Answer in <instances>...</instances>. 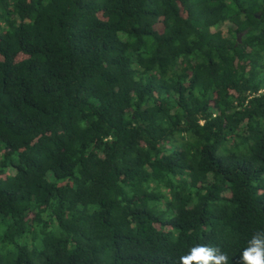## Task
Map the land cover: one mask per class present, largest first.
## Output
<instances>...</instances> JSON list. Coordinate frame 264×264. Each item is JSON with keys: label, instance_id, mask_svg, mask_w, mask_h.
Returning a JSON list of instances; mask_svg holds the SVG:
<instances>
[{"label": "trees", "instance_id": "trees-1", "mask_svg": "<svg viewBox=\"0 0 264 264\" xmlns=\"http://www.w3.org/2000/svg\"><path fill=\"white\" fill-rule=\"evenodd\" d=\"M7 220L0 264L199 244L241 264L264 230V0H0Z\"/></svg>", "mask_w": 264, "mask_h": 264}, {"label": "clouds", "instance_id": "clouds-1", "mask_svg": "<svg viewBox=\"0 0 264 264\" xmlns=\"http://www.w3.org/2000/svg\"><path fill=\"white\" fill-rule=\"evenodd\" d=\"M240 260L241 264H264V230L257 231L247 241ZM178 264H229V255L219 247L199 244L180 256Z\"/></svg>", "mask_w": 264, "mask_h": 264}, {"label": "rangeland", "instance_id": "rangeland-1", "mask_svg": "<svg viewBox=\"0 0 264 264\" xmlns=\"http://www.w3.org/2000/svg\"><path fill=\"white\" fill-rule=\"evenodd\" d=\"M222 28V27H221ZM10 224V220H7L3 226L0 227V234H3L5 232V230L7 229L8 225ZM26 239H22L21 242H25ZM37 243L40 245L41 244V238L39 237L37 239Z\"/></svg>", "mask_w": 264, "mask_h": 264}]
</instances>
